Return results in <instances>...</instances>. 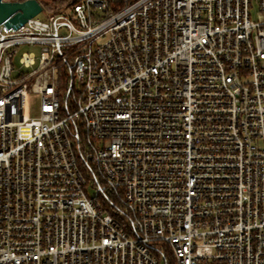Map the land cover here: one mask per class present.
<instances>
[{
  "label": "built area",
  "instance_id": "obj_1",
  "mask_svg": "<svg viewBox=\"0 0 264 264\" xmlns=\"http://www.w3.org/2000/svg\"><path fill=\"white\" fill-rule=\"evenodd\" d=\"M257 3L80 0L0 25V264H264Z\"/></svg>",
  "mask_w": 264,
  "mask_h": 264
},
{
  "label": "water",
  "instance_id": "obj_2",
  "mask_svg": "<svg viewBox=\"0 0 264 264\" xmlns=\"http://www.w3.org/2000/svg\"><path fill=\"white\" fill-rule=\"evenodd\" d=\"M42 10L43 4L39 0H0V25L17 27L28 19L39 15Z\"/></svg>",
  "mask_w": 264,
  "mask_h": 264
},
{
  "label": "trees",
  "instance_id": "obj_3",
  "mask_svg": "<svg viewBox=\"0 0 264 264\" xmlns=\"http://www.w3.org/2000/svg\"><path fill=\"white\" fill-rule=\"evenodd\" d=\"M8 1H25V0H8ZM43 6L50 12H59L70 8L80 0H39Z\"/></svg>",
  "mask_w": 264,
  "mask_h": 264
},
{
  "label": "rangeland",
  "instance_id": "obj_4",
  "mask_svg": "<svg viewBox=\"0 0 264 264\" xmlns=\"http://www.w3.org/2000/svg\"><path fill=\"white\" fill-rule=\"evenodd\" d=\"M67 9H64V10H67ZM251 12H252L253 19H257L258 18V3H257V0H253V7L251 9ZM39 17H45V14L41 13V14H39ZM25 51H34V52H36V54H39L40 49H39L38 46H30V45H25L23 47H20L19 50H18V54L16 55V63L17 64L19 63L20 56Z\"/></svg>",
  "mask_w": 264,
  "mask_h": 264
}]
</instances>
